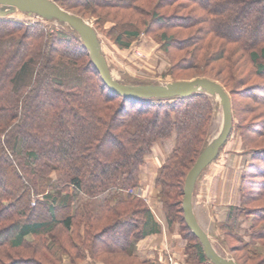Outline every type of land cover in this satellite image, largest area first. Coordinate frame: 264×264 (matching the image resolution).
Masks as SVG:
<instances>
[{"label": "trees", "instance_id": "trees-1", "mask_svg": "<svg viewBox=\"0 0 264 264\" xmlns=\"http://www.w3.org/2000/svg\"><path fill=\"white\" fill-rule=\"evenodd\" d=\"M53 1L95 18L96 31L121 49L153 37L175 71L225 88L227 143L233 137L250 159L221 230L238 243L235 261L264 264V0ZM30 15L0 19V264H155L137 251L159 223L130 190L155 144L169 139L174 147L156 178L161 202L187 240V263H210L182 203L186 176L209 142L214 98L123 97L104 83L78 34ZM237 95L251 106L237 108ZM247 220L249 240L237 235Z\"/></svg>", "mask_w": 264, "mask_h": 264}, {"label": "rangeland", "instance_id": "rangeland-1", "mask_svg": "<svg viewBox=\"0 0 264 264\" xmlns=\"http://www.w3.org/2000/svg\"><path fill=\"white\" fill-rule=\"evenodd\" d=\"M72 12L77 13V10H71V13ZM85 19L89 23H91L93 27L95 26V18L87 15ZM27 20L31 23H43L44 21L41 17L37 15H30L27 17ZM50 27L51 29H61L66 28L67 25L59 23L58 21H51ZM97 33L101 42L102 51L109 62L113 75L123 83L133 85H140L145 83L161 84L179 80H191L198 78L197 76H195L197 72L195 73L194 71H175L171 67L172 63L169 54H167V52L164 50L162 44L157 43L158 41H156L153 37L142 35L136 41H134L128 49H121L112 41V39L108 36L105 30H100ZM248 82L249 81L246 80L245 84L247 85L244 84L245 87L255 84L256 82L260 83L261 80L255 79L250 81L249 83ZM238 89L240 91L244 89V87L242 86ZM214 102L217 105V109L215 111L209 140H211L219 133L223 124V112L220 106L219 98L215 97ZM235 103L237 108H242L245 105L247 107L251 106L248 100L240 97L239 95L235 96ZM232 139L234 142L235 140L233 137ZM167 141L168 140L164 141L166 142L165 145L164 143L155 144L152 150L153 152L146 163L145 173L143 175V179L141 180L140 186L134 188L133 190H130L133 196L143 199V201L151 209V211H154V215L156 214L159 219L165 222H168V218L165 212L166 209L163 206V203L161 202L160 193L156 190L157 170H153V166L156 163L159 164V161H162V163L164 164L168 151H171L170 145L173 144L169 143L170 141ZM228 153L229 149L226 148V150L223 151L222 156L227 157ZM240 181L241 175L238 176L237 183L235 184L236 190L235 188H233V205H236L239 202ZM202 183H198L199 185H197L195 191V208L198 211V214H200V216H204L206 222L205 224L208 226V232L210 234L209 236L211 237L213 245L216 247V249L225 256H231L232 258L236 256L238 258L242 255V253L234 250L233 253L231 252L232 248H236L235 246L236 244H238L237 241L232 238L231 235H226L221 230V224H223V222L225 221L223 220V216L225 215V212L227 211V207H229L230 202L222 204L225 212L221 213V209L217 207L219 202H216L215 198L209 193V191H207L206 196L202 198L201 190L206 191L207 189L205 184ZM249 225L250 220L245 221L243 223L242 230L237 231V235L243 237L245 236L244 238L246 240H249V237L245 235V231L247 230ZM180 233L182 234L181 230ZM122 259H124L123 261H121V263L123 264H131V260H133L129 257H124Z\"/></svg>", "mask_w": 264, "mask_h": 264}, {"label": "water", "instance_id": "water-1", "mask_svg": "<svg viewBox=\"0 0 264 264\" xmlns=\"http://www.w3.org/2000/svg\"><path fill=\"white\" fill-rule=\"evenodd\" d=\"M29 13L43 20L58 21L69 26L89 51L91 61L101 75L104 83L115 93L126 98H175L190 97L206 93L219 98L223 112V124L219 133L209 140L193 167L186 176L182 208L186 224L202 244L204 253L213 264H239L231 256L218 252L211 237L199 224L194 212L193 196L201 174L219 156L221 148L227 143L233 130L232 102L229 93L216 80L198 77L161 84L133 85L119 81L110 68L104 55L96 29L86 19L65 10L53 0H0V19L14 14Z\"/></svg>", "mask_w": 264, "mask_h": 264}, {"label": "crops", "instance_id": "crops-1", "mask_svg": "<svg viewBox=\"0 0 264 264\" xmlns=\"http://www.w3.org/2000/svg\"><path fill=\"white\" fill-rule=\"evenodd\" d=\"M168 141H170L169 143H173L172 145H170V150H172V148L174 147V142L172 141V139H169ZM165 143L166 142H164V145ZM226 148L229 149V153L227 157H223L222 154L223 151L226 150ZM223 151L220 153L219 157L202 173V178L200 176L198 180V183L203 182L207 187L206 191L201 190L202 198L206 196L207 191H209V193L215 198L216 202H219L217 207L221 209V213L225 212L222 204L230 202L229 207L233 205V188H235L238 176L241 175L246 162L249 160V156L243 154V149H237L235 147V141L233 142V139L227 143ZM169 152L170 151H168V153ZM162 164V161H159V164L156 163L154 164V166L152 165L153 170H157V174ZM145 168L146 165L143 167V175L145 173ZM198 183L197 185H199ZM156 190L158 191L157 188ZM195 194L196 192H194L193 196L195 215L199 224L209 234L208 226L205 224L206 222L204 216H200L195 208ZM229 207H227V211L223 216V220H226L227 218ZM154 216L159 223V231L149 235L139 243L137 251L139 257L145 260H150L155 264H188L187 254L185 253L187 240L181 236L180 225H171L168 222L159 219L156 214ZM170 255L172 256L171 262L169 260ZM207 264L213 263L210 262Z\"/></svg>", "mask_w": 264, "mask_h": 264}, {"label": "built area", "instance_id": "built-area-1", "mask_svg": "<svg viewBox=\"0 0 264 264\" xmlns=\"http://www.w3.org/2000/svg\"><path fill=\"white\" fill-rule=\"evenodd\" d=\"M169 260H170V262L172 261V256L171 255L169 256Z\"/></svg>", "mask_w": 264, "mask_h": 264}]
</instances>
